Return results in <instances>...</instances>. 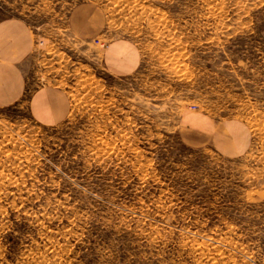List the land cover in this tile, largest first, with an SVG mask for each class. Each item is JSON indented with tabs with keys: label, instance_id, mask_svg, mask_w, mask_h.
I'll return each instance as SVG.
<instances>
[{
	"label": "rangeland",
	"instance_id": "obj_1",
	"mask_svg": "<svg viewBox=\"0 0 264 264\" xmlns=\"http://www.w3.org/2000/svg\"><path fill=\"white\" fill-rule=\"evenodd\" d=\"M11 16L37 47L0 106V264H264V0H0ZM121 38L140 62L117 76ZM45 86L70 100L59 123L29 110ZM192 113L247 148L187 139Z\"/></svg>",
	"mask_w": 264,
	"mask_h": 264
},
{
	"label": "crops",
	"instance_id": "obj_2",
	"mask_svg": "<svg viewBox=\"0 0 264 264\" xmlns=\"http://www.w3.org/2000/svg\"><path fill=\"white\" fill-rule=\"evenodd\" d=\"M72 22V29L79 30L78 36H93L90 17H78V22ZM36 47V34L28 21L18 16L0 21V106H13L26 98L29 87L26 65ZM103 55L105 68L114 75H127L138 69L139 52L129 39L108 42ZM27 99L32 116L43 124L59 123L68 116L70 100L61 88L45 86ZM233 125L232 122H217L206 113L188 114L182 120V126L191 135L187 139L200 145L214 144L228 154L247 148L242 133Z\"/></svg>",
	"mask_w": 264,
	"mask_h": 264
}]
</instances>
